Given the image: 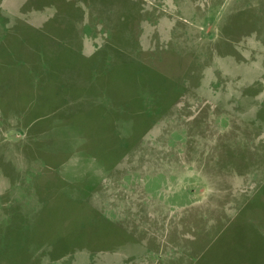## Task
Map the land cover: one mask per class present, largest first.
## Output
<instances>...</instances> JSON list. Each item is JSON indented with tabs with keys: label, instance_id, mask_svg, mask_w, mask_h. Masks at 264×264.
I'll return each instance as SVG.
<instances>
[{
	"label": "rangeland",
	"instance_id": "obj_1",
	"mask_svg": "<svg viewBox=\"0 0 264 264\" xmlns=\"http://www.w3.org/2000/svg\"><path fill=\"white\" fill-rule=\"evenodd\" d=\"M0 264H264V0H0Z\"/></svg>",
	"mask_w": 264,
	"mask_h": 264
}]
</instances>
